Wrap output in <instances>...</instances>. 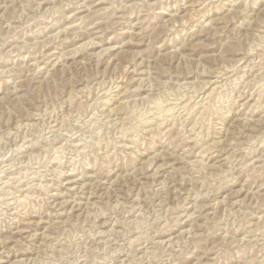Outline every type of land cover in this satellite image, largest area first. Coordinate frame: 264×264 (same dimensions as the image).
Wrapping results in <instances>:
<instances>
[{
    "label": "rangeland",
    "instance_id": "374dc122",
    "mask_svg": "<svg viewBox=\"0 0 264 264\" xmlns=\"http://www.w3.org/2000/svg\"><path fill=\"white\" fill-rule=\"evenodd\" d=\"M0 264H264V0H0Z\"/></svg>",
    "mask_w": 264,
    "mask_h": 264
}]
</instances>
